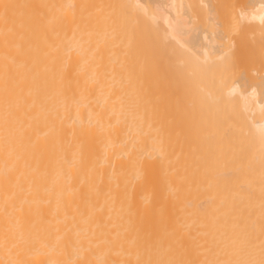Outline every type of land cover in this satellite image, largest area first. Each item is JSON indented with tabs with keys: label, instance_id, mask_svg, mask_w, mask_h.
Masks as SVG:
<instances>
[{
	"label": "bare ground",
	"instance_id": "1",
	"mask_svg": "<svg viewBox=\"0 0 264 264\" xmlns=\"http://www.w3.org/2000/svg\"><path fill=\"white\" fill-rule=\"evenodd\" d=\"M0 264H264V0H0Z\"/></svg>",
	"mask_w": 264,
	"mask_h": 264
}]
</instances>
